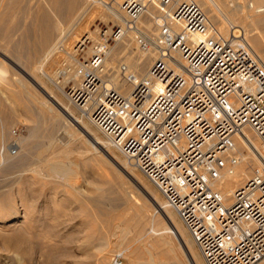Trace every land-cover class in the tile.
<instances>
[{"label":"bare ground","instance_id":"1","mask_svg":"<svg viewBox=\"0 0 264 264\" xmlns=\"http://www.w3.org/2000/svg\"><path fill=\"white\" fill-rule=\"evenodd\" d=\"M183 1L173 0L164 6L161 0H0V83L6 82L0 89V172L11 169L16 184L24 177L30 187L58 181L79 192L77 179L82 167L92 162L110 167L117 180L112 189L123 194L122 202L112 198L105 202L101 195L90 199L85 190V194L79 192L96 208L88 211L82 207L86 216L100 224L94 242V257L100 264L115 248L132 264H202L195 241L186 233L180 217L182 223L178 221V213L158 197L132 159L123 151L125 159L117 154L120 148L97 122L108 113L105 105L109 91L129 96L134 82L147 76L155 60L162 58L161 26L170 21ZM192 1L222 34H237L242 29L252 51H263L264 0ZM118 27L122 33L115 36ZM168 62L177 64L174 59ZM30 113L35 116L34 123L15 145L20 151L9 153L12 123L19 115ZM252 131L247 127L236 136L233 154L239 160L235 165L228 163L215 183L228 202L238 187L264 170V143ZM40 190L36 187L35 192ZM14 215L18 213L12 209L3 212L0 224ZM9 226H19V220ZM27 226L31 229L30 224ZM10 233L4 244L28 255L29 231ZM117 255L110 264H120L115 263ZM262 260L258 264H264ZM20 263L15 253L0 251V264Z\"/></svg>","mask_w":264,"mask_h":264},{"label":"built area","instance_id":"2","mask_svg":"<svg viewBox=\"0 0 264 264\" xmlns=\"http://www.w3.org/2000/svg\"><path fill=\"white\" fill-rule=\"evenodd\" d=\"M238 30L222 34L197 3L184 0L161 26L162 58L129 96L109 91L108 113L97 118L175 209L207 264L264 258V170L230 202L215 187L228 163L239 160L237 135L248 127L264 143V64ZM121 33L118 27L114 35ZM115 260L122 263L121 255Z\"/></svg>","mask_w":264,"mask_h":264},{"label":"rangeland","instance_id":"3","mask_svg":"<svg viewBox=\"0 0 264 264\" xmlns=\"http://www.w3.org/2000/svg\"><path fill=\"white\" fill-rule=\"evenodd\" d=\"M241 1L245 2V0ZM101 23L104 24L101 21L97 22V24ZM111 25L113 24L111 23ZM262 29L264 30V26ZM261 42L263 51H257L256 54L264 64V40ZM2 82L4 85L0 83L1 90H3L6 85V82ZM48 86L52 88L53 84L48 82ZM65 101L71 108L74 107L67 98ZM8 106H11L10 102ZM26 116L24 114L19 115L18 119L13 122L14 124L12 123L11 130L8 134L10 141L7 145V149L9 153H15L16 151V153H18L20 151L19 147L15 148V145L18 146L19 139L28 135L27 127L34 123V119L32 118L35 116L33 114L30 113ZM58 129L59 128H57V133L60 132ZM99 133L104 139H108L101 131ZM1 151L2 150H0V161H3ZM121 152L122 150L120 149V151H117V154L122 157V159H125L126 156ZM9 170L11 171V169H4V172H0V193H5L4 196H0V214L5 211L9 212V210L12 209V211L14 210L18 215L11 216L5 223L0 224V251L15 253L22 262L20 264H97L98 261L94 257L97 248L94 242L97 240L95 231L97 232L100 230V224L96 219L91 220V216H86L82 207L88 211H93L96 208L93 206L92 202H89L90 200L83 199L81 194H85L86 191V195L90 199L97 198L101 195L102 201L106 202L112 198V200L118 204L122 202L121 197L123 194L114 192L112 189L117 182V180L116 182L114 181L116 178L114 177L113 170L108 166L103 164L100 166L99 163L95 162L86 164V166L82 167V173L77 179L80 187H82L78 189L81 194L63 182L58 181L48 185L40 183V186L36 183L37 185L34 184V187H30L26 183V177H24L22 181L16 184V177L12 176L13 172ZM138 172L149 182L151 187L156 191L158 197L166 201L154 182H152L139 168ZM27 176L33 180L31 174L28 173ZM36 187H40L41 190L35 192ZM135 191L142 198L144 197L141 190L135 189ZM118 200L120 201L118 202ZM5 204L9 206L6 207ZM8 207L12 208L10 209ZM100 217L102 219H107L106 216L100 215ZM177 219L182 223L179 216ZM17 220H19V226L14 229L11 228L9 225ZM84 221L86 223H83ZM27 224H30L31 229L28 228ZM182 225L186 233L190 236L185 225L183 223ZM19 227L23 229L20 228V230ZM23 230L25 232L29 231L28 240H30L27 243H29L30 255H24L19 251H13L12 247H8V245L4 244V238H7L6 236L10 235V232L19 233ZM88 235H90L89 239ZM87 239L89 240L88 242ZM194 248L198 255H200V262L202 264H207L195 243ZM114 250L115 251H112L109 259H106L104 263L102 262L103 264H110L112 258H114L113 256L116 254L121 255L122 263L120 264H132L129 259L125 258L124 255L120 253V249L115 248Z\"/></svg>","mask_w":264,"mask_h":264}]
</instances>
